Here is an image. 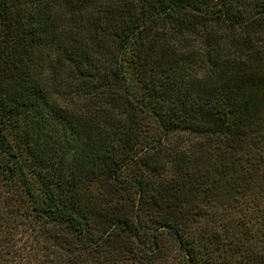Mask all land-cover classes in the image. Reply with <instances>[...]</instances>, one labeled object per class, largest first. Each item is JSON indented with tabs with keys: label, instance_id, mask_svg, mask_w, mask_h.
I'll use <instances>...</instances> for the list:
<instances>
[{
	"label": "trees",
	"instance_id": "trees-1",
	"mask_svg": "<svg viewBox=\"0 0 264 264\" xmlns=\"http://www.w3.org/2000/svg\"><path fill=\"white\" fill-rule=\"evenodd\" d=\"M264 264V0H0V264Z\"/></svg>",
	"mask_w": 264,
	"mask_h": 264
},
{
	"label": "rangeland",
	"instance_id": "rangeland-1",
	"mask_svg": "<svg viewBox=\"0 0 264 264\" xmlns=\"http://www.w3.org/2000/svg\"><path fill=\"white\" fill-rule=\"evenodd\" d=\"M169 250L168 254L163 257L161 260L156 262V264H177V254L176 249L173 244H168Z\"/></svg>",
	"mask_w": 264,
	"mask_h": 264
}]
</instances>
